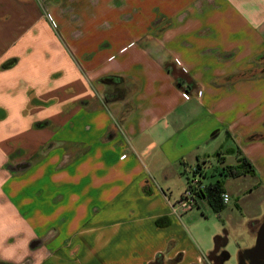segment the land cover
<instances>
[{"label":"crops","instance_id":"1","mask_svg":"<svg viewBox=\"0 0 264 264\" xmlns=\"http://www.w3.org/2000/svg\"><path fill=\"white\" fill-rule=\"evenodd\" d=\"M136 1L153 13L138 22L147 35L138 48L131 32L100 43H123L122 63L111 54L95 68L98 53L77 58L63 36L58 0H0V264H228L232 239L238 263L252 264L244 252L264 199L254 210L242 201L264 194V0H185L172 15ZM181 8L207 21L176 22ZM176 23L209 49L176 53ZM206 26L207 36L193 35ZM110 76L123 84L101 81ZM224 149L255 176L225 180L223 212L197 197L177 217L171 205L198 165L206 186L217 152L218 170L237 165ZM250 177L249 189L236 188ZM234 207L238 223L207 233V208L233 217Z\"/></svg>","mask_w":264,"mask_h":264},{"label":"rangeland","instance_id":"2","mask_svg":"<svg viewBox=\"0 0 264 264\" xmlns=\"http://www.w3.org/2000/svg\"><path fill=\"white\" fill-rule=\"evenodd\" d=\"M60 7L62 8V12L58 13L57 11L54 15L55 19L57 20L58 25H62V34L66 38L68 45L70 46L71 50H76V56L78 58L79 55L82 53H95L97 54L92 61L91 65L95 68L102 67L106 62L105 60L108 58V56H111V54H115L116 56V63L117 65L121 64L122 61L119 58V54H117L119 46H122L123 43H117V45H114V48H112L110 51H99V44L106 42V41H115V37L119 36L120 34H128L131 32L130 36L131 39H135V42L133 44L136 45V48L139 47V40L141 38H144L145 35H147V31H144L142 28H139L138 22L147 21L149 17L152 16L151 10H145V5L139 4L138 1L134 2V0H58ZM185 2V0H175V1H162V0H151L149 3V7H155L156 9L159 8L161 11L165 12V14L172 15L175 13V9H170L173 7H183L182 5ZM181 5V6H180ZM65 8V9H63ZM140 9V10H137ZM60 10V11H61ZM186 9L181 8L178 12V17H174V20L176 22H181L179 18H181L184 21H199L204 22L207 21V13L202 14L200 12H193L189 13L186 12ZM207 9L205 10V12ZM58 15V16H57ZM124 15H130L131 17H134L133 22H128L125 18L122 16ZM60 16V17H59ZM105 16V18H104ZM98 21V22H97ZM103 21H108L110 24L105 25ZM144 21V22H145ZM186 24V23H185ZM200 24V23H199ZM182 25L179 23H176V26L173 28L174 32L177 33L179 36L180 41L174 42L176 44L174 45L173 50L176 51V53H185L190 52L189 47H194V49L191 51L192 53H198L201 48H208L206 44L204 43H198L195 44L193 41V37L189 35L190 41L187 40V36H183L184 30L182 29ZM206 27H198L193 30H195V33L193 32V35H199L203 34L204 36H207L205 33ZM127 29V33H124V31ZM172 29V30H173ZM171 30V31H172ZM121 32V33H120ZM152 32V31H150ZM127 36V37H128ZM201 36V35H200ZM122 42V40L120 41ZM178 44V46H177ZM161 45V44H158ZM209 49V48H208ZM207 50V55H208ZM108 67V65H107ZM111 67V66H110ZM114 67V66H113ZM96 82L91 84V89L93 91L99 90V86ZM237 150V149H236ZM225 156L229 160H233L237 156V154L234 153H228L227 149L223 150ZM207 176L206 179L207 182L209 180L215 181L216 178L220 179V170L216 168V165H218L217 159L214 157V155L210 158L209 163H207ZM255 176V175H254ZM27 176L21 177V179H24ZM255 183V179L250 177L246 180L236 181L234 182L235 186H237V189H249L253 184ZM42 184V183H41ZM40 184V186H41ZM35 188L33 189V191ZM32 191V189H31ZM28 194H31L28 192ZM42 194V193H41ZM40 194L37 193V197ZM264 199V194L257 193L251 198H244L242 201L243 206H245L246 209L251 207V209L254 210V207L256 206V202H261ZM40 200V199H37ZM238 202V201H237ZM240 203V201L238 202ZM60 205H50L47 206V208H53L54 210H58ZM225 210V209H224ZM223 210V211H224ZM233 210H236L237 212H234L233 217H230L228 214H220V216H217L212 210H208L207 208V215H204L202 218H207V220H203V227L207 229V233L213 228L214 224H221L225 225L226 227H223V230L227 228V226L230 225V223H238L242 219V212L239 211L237 208H233ZM222 211V212H223ZM199 217H201V213L198 214ZM229 216V218H228ZM229 224H228V223ZM222 230V232H223ZM214 242V240H213ZM240 242V240H238ZM237 248L236 241L234 239L231 240V245L229 246L230 254L233 255L232 260L228 264H239L238 263V257L235 249Z\"/></svg>","mask_w":264,"mask_h":264},{"label":"trees","instance_id":"3","mask_svg":"<svg viewBox=\"0 0 264 264\" xmlns=\"http://www.w3.org/2000/svg\"><path fill=\"white\" fill-rule=\"evenodd\" d=\"M104 83L109 84H123V80L119 77H106L101 79ZM228 153H234L237 154L238 163L235 166H227L224 167L220 172V179H217L213 183H210L206 186V188L198 193V197H203L207 199V202L212 207L213 211L216 214L221 213L225 209V204L222 201L221 195L224 193V183L227 178H238L241 176H254L255 170L253 168V165L241 155L239 151H231ZM221 152H217L214 157L217 159L219 164L224 163V159L221 158ZM201 170V165H198L196 170L194 171V174L199 173ZM189 178H187L188 180ZM162 221H158V225L161 224Z\"/></svg>","mask_w":264,"mask_h":264},{"label":"built area","instance_id":"4","mask_svg":"<svg viewBox=\"0 0 264 264\" xmlns=\"http://www.w3.org/2000/svg\"><path fill=\"white\" fill-rule=\"evenodd\" d=\"M184 98L188 99L189 96L185 94ZM205 188L206 185L202 182L200 174L193 173V175L187 180L185 191L172 203V212L177 217H181L183 214L191 211L197 203L198 193L203 191ZM221 198L225 205H227L231 199L230 195L226 192L221 195Z\"/></svg>","mask_w":264,"mask_h":264},{"label":"water","instance_id":"5","mask_svg":"<svg viewBox=\"0 0 264 264\" xmlns=\"http://www.w3.org/2000/svg\"><path fill=\"white\" fill-rule=\"evenodd\" d=\"M252 264H264V218L257 232L256 242L254 247L244 252Z\"/></svg>","mask_w":264,"mask_h":264}]
</instances>
